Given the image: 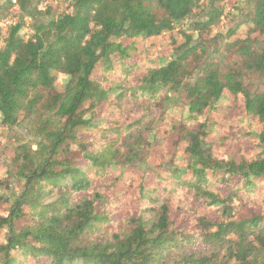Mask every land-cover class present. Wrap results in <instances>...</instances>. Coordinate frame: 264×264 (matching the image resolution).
<instances>
[{"label": "trees", "instance_id": "1", "mask_svg": "<svg viewBox=\"0 0 264 264\" xmlns=\"http://www.w3.org/2000/svg\"><path fill=\"white\" fill-rule=\"evenodd\" d=\"M30 1L0 0V264H264V0Z\"/></svg>", "mask_w": 264, "mask_h": 264}, {"label": "rangeland", "instance_id": "2", "mask_svg": "<svg viewBox=\"0 0 264 264\" xmlns=\"http://www.w3.org/2000/svg\"><path fill=\"white\" fill-rule=\"evenodd\" d=\"M235 1V0H234ZM254 1L255 0H248V3L245 4L243 6L242 11L240 12L238 17H232V19L234 20L233 25L239 24L242 21L248 19L249 17H251V15L253 14V10H254ZM37 2V0H31L27 6V11L31 12L33 14V16L29 19H27L26 25L27 24H31V20L32 23H43L46 22L48 20H50L52 18V16H41L38 13H36L34 11V5ZM13 4V11H16V4L15 1L12 2ZM43 5H46L45 3ZM226 13H232V15L235 13L236 11H234L233 9V5L232 2L228 3L227 7H226ZM25 15V13L23 14ZM231 15V14H230ZM22 15H19V17H11V19H13L14 21H16L17 19L21 18ZM225 20L224 17L220 19V28H222V26L224 25ZM8 24V21L6 22L5 25ZM4 25V26H5ZM28 28L24 29V32L26 33L28 30ZM216 36V30H214L211 34L210 37H215ZM215 39L212 42V46L213 47H209L207 48V59L206 61H214L216 63H219L220 66L222 67L223 64L229 59V55L225 53V41L223 39H219L217 42ZM216 42V43H215ZM136 58V57H134ZM201 70V67H199L197 73L195 74L194 77L190 78L189 81L190 82H195L198 78H199V72ZM65 81V79L61 76L56 77V82H55V88L58 91L62 90V84ZM243 87L250 91V92H260L264 90V78L263 79H258V78H253L248 74H244L243 75ZM185 103V99H184V95L182 94V92H172V91H167L166 95H165V103L163 104V109L157 111V115H162V113L165 110H168L172 107H179L182 106ZM50 116V115H48ZM47 117V116H46ZM32 118V117H31ZM31 118H27V120H25L24 122H22L21 124H19L17 127H14L12 129L6 130L5 131V141L7 142L8 146L14 147L16 146L18 143H22V144H26L28 146H32V149L35 150V143L39 141V139H37L34 136L35 130H33V128H31L30 125V121ZM49 120L50 119L49 117ZM175 151V141L174 140H169V146H161L160 147V151H159V157L161 159H164V161H167L168 158L165 159V157L170 156L171 154H173ZM2 164L6 165L7 164V160L5 158L1 159ZM78 166H83L82 163H78ZM168 166V164H167ZM137 167L140 171H152L153 167L150 168H146L144 166H135ZM150 169V170H149ZM188 208L191 210V215L194 213L197 216H206L209 220H211L212 218H215L216 216L214 215L215 212H213V209H207L205 210V205H200L198 202L196 201H192L190 202ZM189 216V215H188ZM177 219V223L176 226L177 228H180V220L182 219L181 217H176ZM217 220H219V216L217 217Z\"/></svg>", "mask_w": 264, "mask_h": 264}]
</instances>
